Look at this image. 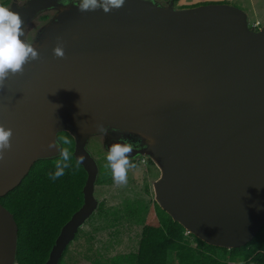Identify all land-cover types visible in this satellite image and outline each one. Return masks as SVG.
<instances>
[{
    "label": "water",
    "instance_id": "obj_1",
    "mask_svg": "<svg viewBox=\"0 0 264 264\" xmlns=\"http://www.w3.org/2000/svg\"><path fill=\"white\" fill-rule=\"evenodd\" d=\"M55 0L11 4L28 22ZM149 0L56 14L35 69L0 89V125L12 147L0 160V197L14 189L59 132L73 140L85 173L82 203L60 228L43 264H57L97 207V165L86 150L96 124L137 132L160 170L153 200L201 242H250L264 223V24L226 4L173 9ZM56 7H59L56 6ZM88 33V36H86ZM78 36V42L73 41ZM24 40V36L21 37ZM62 42L65 58L53 48ZM16 225L0 205V264H14Z\"/></svg>",
    "mask_w": 264,
    "mask_h": 264
},
{
    "label": "rangeland",
    "instance_id": "obj_2",
    "mask_svg": "<svg viewBox=\"0 0 264 264\" xmlns=\"http://www.w3.org/2000/svg\"><path fill=\"white\" fill-rule=\"evenodd\" d=\"M2 0H0L1 3ZM159 7H166L169 0H149ZM173 9L195 7L205 4H226L241 10L247 17L251 31L264 24V0H172ZM26 0H9L11 4L22 7ZM54 5L38 12L24 28V40L42 50L48 36L58 23L59 10L73 14L80 0H55ZM59 7H56L58 6ZM113 128V127H109ZM116 129V128H114ZM123 130V129H121ZM100 133L89 137L86 150L97 165V177L93 197L97 207L91 216L77 229L74 239L62 253L61 264H134L137 245L143 233L148 241H155L161 230L157 222L161 212L153 203L151 184L159 177L154 165L144 162L134 164L128 170L127 183H114L111 170L107 166V150L103 141L98 140ZM102 140L104 138L102 137ZM144 141V140H143ZM145 143H149L145 139ZM139 193L137 199L128 200V195ZM184 237L190 238L185 232ZM193 245V244H191ZM203 264H215L204 262Z\"/></svg>",
    "mask_w": 264,
    "mask_h": 264
},
{
    "label": "trees",
    "instance_id": "obj_3",
    "mask_svg": "<svg viewBox=\"0 0 264 264\" xmlns=\"http://www.w3.org/2000/svg\"><path fill=\"white\" fill-rule=\"evenodd\" d=\"M8 4L9 0L0 3ZM65 139L68 144H64ZM56 141L71 153L65 174L56 180L49 178L56 170L59 154L37 160L20 183L0 197V205L16 225L14 264H43L60 228L82 203L85 173L73 159V140L66 132H59ZM160 212L157 222L161 232L152 242L141 234L134 264H264V223L250 242L226 249L207 245L191 234L187 240L183 228ZM62 256L57 264H61Z\"/></svg>",
    "mask_w": 264,
    "mask_h": 264
},
{
    "label": "clouds",
    "instance_id": "obj_4",
    "mask_svg": "<svg viewBox=\"0 0 264 264\" xmlns=\"http://www.w3.org/2000/svg\"><path fill=\"white\" fill-rule=\"evenodd\" d=\"M125 0H80L75 5L79 12H92L102 9L104 13L113 10H119L123 7ZM25 36L24 21L18 12L0 5V89L6 87V82L16 75H22L25 71V65L31 61L40 58L38 50L21 37ZM53 54L56 58H65V50L62 42H58L53 48ZM98 133L107 135L109 128L103 124H96ZM112 131H117L112 129ZM13 131L11 128H5L0 125V160L5 159L6 153L11 149V139ZM150 143H154L148 138ZM67 139L64 144H68ZM48 149H57L59 159L55 164V172L49 174V178L56 180L65 174V169L69 167L71 153L67 148L59 147L56 140L50 141ZM134 150V144L125 138L112 143L106 154L107 166L111 170L112 179L115 184L122 185L127 183L128 170L134 167L131 162L130 154ZM85 157L81 155L77 159V165L82 164Z\"/></svg>",
    "mask_w": 264,
    "mask_h": 264
},
{
    "label": "flooded vegetation",
    "instance_id": "obj_5",
    "mask_svg": "<svg viewBox=\"0 0 264 264\" xmlns=\"http://www.w3.org/2000/svg\"><path fill=\"white\" fill-rule=\"evenodd\" d=\"M112 129H114V128H110V131L107 133L106 136L101 134L98 137V140L100 142L103 141L104 148L107 150L108 147L112 143L119 141L123 137V138L127 139L128 141L133 142V144H134V150L130 154V159H131L132 164L134 165L136 163L144 162L141 159V156L143 155L142 151H143L144 146H145L143 141L138 136H136L135 134H132L126 130H121V129L116 128L117 131H112ZM102 137L104 138V140H102ZM145 164L153 165L151 163V161L148 159V157L145 160ZM151 189H152V184H151ZM139 196H141V195L138 192L135 194L128 195V200H132L134 198L137 199ZM152 199H153V192H152ZM152 201L154 204H156L154 202V200H152Z\"/></svg>",
    "mask_w": 264,
    "mask_h": 264
},
{
    "label": "bare ground",
    "instance_id": "obj_6",
    "mask_svg": "<svg viewBox=\"0 0 264 264\" xmlns=\"http://www.w3.org/2000/svg\"><path fill=\"white\" fill-rule=\"evenodd\" d=\"M86 36H88V33H86ZM73 41L75 42V43H77L78 42V36H75L74 37V39H73ZM26 66V74H30V72H32L34 69H35V61H31L30 63H28V64H26L25 65ZM132 134H135L136 136H138L142 141L144 140L145 141V139L147 140V141H149V139H148V137H146V136H144V135H142V134H140V133H137V132H131ZM158 170H160L159 169V167L154 163L153 164ZM153 191V190H152Z\"/></svg>",
    "mask_w": 264,
    "mask_h": 264
},
{
    "label": "crops",
    "instance_id": "obj_7",
    "mask_svg": "<svg viewBox=\"0 0 264 264\" xmlns=\"http://www.w3.org/2000/svg\"><path fill=\"white\" fill-rule=\"evenodd\" d=\"M247 18V17H246Z\"/></svg>",
    "mask_w": 264,
    "mask_h": 264
}]
</instances>
